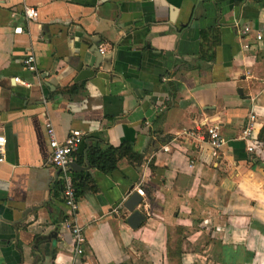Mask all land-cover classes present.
Here are the masks:
<instances>
[{
  "label": "crops",
  "instance_id": "crops-1",
  "mask_svg": "<svg viewBox=\"0 0 264 264\" xmlns=\"http://www.w3.org/2000/svg\"><path fill=\"white\" fill-rule=\"evenodd\" d=\"M29 51L35 71L21 63ZM46 121L57 140L83 135L76 170L93 190L77 197L80 254L61 225ZM201 122L225 140L215 158L188 134ZM262 125L264 0H0V264H237L242 246L257 260L264 178L242 136ZM122 142L138 165L86 166L88 145ZM132 191L135 229L122 206Z\"/></svg>",
  "mask_w": 264,
  "mask_h": 264
},
{
  "label": "built area",
  "instance_id": "built-area-1",
  "mask_svg": "<svg viewBox=\"0 0 264 264\" xmlns=\"http://www.w3.org/2000/svg\"><path fill=\"white\" fill-rule=\"evenodd\" d=\"M22 13L25 19L34 20L37 16L35 8L31 6H23ZM242 33L251 32L250 27L242 26ZM255 39L260 40L261 34H255ZM104 51L102 46H98V52L102 54ZM21 63L27 71H35V61L32 53L26 52L22 57ZM165 81V78H162ZM46 128L47 145L49 148L48 162L58 171L59 182L61 184L60 195L61 202L66 209V214L61 222L64 229L68 230L75 244V253H81V247L84 244V236L81 227L75 222L77 214V196L74 193V187L70 170L72 166H78L80 161L79 147L83 141V135L78 131H72L67 134L62 140H57L54 136L53 129L48 121L44 123ZM192 138L206 144L209 147L210 154L215 158L218 155L220 147L225 143L224 138L214 124H205L203 122L195 124L188 133ZM245 140L252 142V145L246 146V151L254 152L258 141L255 138H250L248 130L243 131ZM4 138L0 136V157L3 154ZM162 151H167L168 147L163 145ZM1 160V158H0Z\"/></svg>",
  "mask_w": 264,
  "mask_h": 264
},
{
  "label": "trees",
  "instance_id": "trees-1",
  "mask_svg": "<svg viewBox=\"0 0 264 264\" xmlns=\"http://www.w3.org/2000/svg\"><path fill=\"white\" fill-rule=\"evenodd\" d=\"M168 94L169 96H173V93ZM257 140L264 141V125H262L258 131ZM121 158H125L130 165L136 166L140 163L142 155L134 152L131 145L126 142H122L116 147L107 146L103 149H100L97 144L88 145L85 153V159L87 162L86 166H88V168H94L102 173L114 170L117 161ZM254 161L252 163H254ZM81 163L82 159L80 158L79 164ZM262 167H264V165H262ZM70 174L72 177L74 193L77 197L82 195L85 191L93 190L92 179L88 171L85 169H71ZM57 187L59 190L61 189L59 181Z\"/></svg>",
  "mask_w": 264,
  "mask_h": 264
},
{
  "label": "rangeland",
  "instance_id": "rangeland-1",
  "mask_svg": "<svg viewBox=\"0 0 264 264\" xmlns=\"http://www.w3.org/2000/svg\"><path fill=\"white\" fill-rule=\"evenodd\" d=\"M260 143L257 145L258 148L256 150V153H258V159H256L254 161V163H252V166H250L251 169H253V167H257L256 168V172L261 175L262 178H264V167H262V165H264V141H259ZM263 224V223H262ZM259 224V229H256L259 232V240H261L260 236L264 237V225ZM176 229H173L170 231V233H168V237L172 236L173 238H176V235L178 232H176ZM227 235V233H226ZM246 235V234H245ZM253 236V234H251ZM197 236V235H196ZM255 236V233H254ZM261 244V243H259ZM245 247V246H244ZM242 246V251L243 252H250L249 256L245 259V256L243 257V259H239L240 261L235 262L237 264H264V247H262L261 245L258 246V248H256V253L258 254L257 256V260H251L253 258V253L252 251H246L245 248ZM202 250V248H199ZM256 253L254 255H256ZM210 263H212V261H210ZM199 264H202V262H200Z\"/></svg>",
  "mask_w": 264,
  "mask_h": 264
},
{
  "label": "water",
  "instance_id": "water-1",
  "mask_svg": "<svg viewBox=\"0 0 264 264\" xmlns=\"http://www.w3.org/2000/svg\"><path fill=\"white\" fill-rule=\"evenodd\" d=\"M92 50L94 51V54L96 56L94 66L97 67L98 63L101 60V56L96 45H94V48ZM77 167L78 166H72V169L76 170ZM140 201V195L137 192L132 191L128 194L122 204L123 208L128 212V215L125 218V223L131 229L138 228L144 219L143 214L137 208H135L137 207V205H140Z\"/></svg>",
  "mask_w": 264,
  "mask_h": 264
}]
</instances>
